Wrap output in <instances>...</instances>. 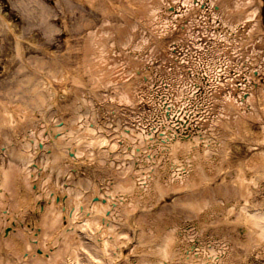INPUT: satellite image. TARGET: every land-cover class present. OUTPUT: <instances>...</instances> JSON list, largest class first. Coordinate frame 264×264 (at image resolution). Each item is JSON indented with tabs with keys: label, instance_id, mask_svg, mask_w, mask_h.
Here are the masks:
<instances>
[{
	"label": "bare ground",
	"instance_id": "6f19581e",
	"mask_svg": "<svg viewBox=\"0 0 264 264\" xmlns=\"http://www.w3.org/2000/svg\"><path fill=\"white\" fill-rule=\"evenodd\" d=\"M133 1L131 20L119 12L118 21L103 14L99 26L85 21L81 49L95 88L102 77L137 78L139 95L123 88L116 101L89 109L82 81L51 67L53 80L28 78L48 87L40 100L41 109L51 99L46 112L17 111L0 96V235L18 240L4 244L21 250L24 264H264V0ZM115 36L137 57L152 41L150 66L138 68L127 56L128 74L120 71L121 56L107 48ZM17 54L30 72L18 45ZM21 115L36 126L20 130ZM238 141L250 155L228 171ZM82 166L92 172L79 177ZM215 169L227 172L229 187L200 194ZM169 190L192 218L178 221L162 202V224L148 210L142 224L131 220L137 203L154 204ZM130 239L125 254L120 245Z\"/></svg>",
	"mask_w": 264,
	"mask_h": 264
},
{
	"label": "rangeland",
	"instance_id": "374dc122",
	"mask_svg": "<svg viewBox=\"0 0 264 264\" xmlns=\"http://www.w3.org/2000/svg\"><path fill=\"white\" fill-rule=\"evenodd\" d=\"M21 2H25L26 6L30 9L23 10ZM89 2V0H0V96L3 98L4 102L11 104L17 111H23L28 107L31 112L33 111V116H38L39 111L42 113L46 112V109L49 105H51L52 101L51 99L48 100L40 109V104L42 103L40 100L43 96H47L48 87L41 85L36 81H28V78L30 79L31 76H34L36 79H39L45 76L53 80L51 76V72L54 70L53 68H57L56 70H59L58 68L61 67L70 69L72 74L75 75V78H79V80H81L86 86V95H88L90 99L89 109L96 108L97 110L101 109L103 106H107V99L110 98V96H113L114 101H116L120 94L124 92L123 88H132L130 91L139 95L140 89L138 88L140 87L141 82L137 78L126 82V80H123L124 78L120 79L119 77L118 83H111L105 81L103 82L102 77V81L98 82V87L95 88V85L91 80L92 78L89 77L90 74L87 70L84 54L81 49L84 45L83 37L85 35L87 36L89 32L87 29L88 27H85L84 25L85 21L91 20V23L99 26L102 23V14L107 18H112L113 20L118 21L120 20L121 12H124L125 17H128L129 20H131L132 11L134 10L132 7L134 5V1L106 0V2L102 5L100 0H93V6H91ZM136 2H138V0ZM252 8L253 5H249L245 6L243 10L245 11ZM31 10H33V13L36 14L30 16L29 13ZM89 10H92L91 12L93 16H90V13H88ZM46 12H48V14ZM133 17L132 21H134V19L138 20L139 18L137 15ZM44 23H46V25ZM4 24H9V29H7ZM248 24L249 21H246L240 25L239 31L245 30ZM196 26L202 30L204 24ZM169 32L170 31L168 30L166 35H169ZM141 35L142 32L139 33L137 31V35L134 40L140 41L142 39ZM165 39H169L168 36ZM117 40L118 36H115L113 38V42L108 43L107 48L111 50V56H113L116 60L118 55L121 56L118 60V64L116 65L117 68L119 67L120 71L123 72V70H125L124 72L128 74L129 67H127L126 63L122 60L127 56L133 60V63H135V66L138 68H142L145 65L150 66V62L148 60L149 58L146 56L149 52L148 49L153 43L152 41H149L145 45L144 49L139 53V57H137L133 56V52H130V49L124 47V45L120 44ZM17 45L19 48L22 47L21 58L24 60L26 59V61L29 62V69L32 67L30 72H22L21 70L23 65L20 61V55L17 54ZM159 52L160 51L158 50L156 55H159L157 57L161 58V52ZM159 62H152V64ZM130 68H133V65ZM122 72L120 74H122ZM118 73L119 71L114 73V75ZM130 83H132V87H126L124 85ZM79 91H81V89H79ZM79 91H76L75 93ZM70 98L71 94L69 98L67 97L65 99V101ZM59 100L61 101L60 97H58V104L60 105L61 103H59ZM114 101L112 103H114ZM134 101L135 100H133V102ZM123 105L127 104H120V106ZM211 115L212 114L210 113L208 117H212ZM18 118L19 120H22L20 124L18 123V125H22L19 129L23 131L32 126L35 127L37 124V122L31 121V118H25L23 115ZM251 126L253 131L258 130V125L256 123H252ZM244 138H246V136ZM231 146L232 149L230 150V153L232 154V161L229 163L230 165H228V171L233 170L232 168L236 166L235 162L238 159H245L243 157L250 155L247 150V144L242 141H238ZM0 155L5 159L3 152H0ZM39 155L40 151L36 152L33 157L34 160L37 159ZM216 170L217 169H215L214 174L211 176L213 178L212 181L208 184L205 183L199 186L204 187L207 185L204 189L198 188L200 194L203 192L212 193L214 189L219 187H229L228 184L230 182L227 180V182H223L224 179L222 178L225 174L228 175L227 172L223 171L220 174V172H216ZM77 171L79 175H82V173H86L87 171L92 172V170L88 169L86 166H82V168L77 167ZM70 172H72L74 179H76V172H73L72 170ZM81 175L79 177H81ZM260 183L264 184V180ZM212 194L215 195L214 193ZM259 194L258 197L264 195V189ZM176 195V192L169 190L154 204H152L150 200H143L144 203H137L131 211V220L133 217L135 219L138 217L140 221L139 224H142L143 221H141V215H145V210H148L149 216L157 214L155 216H151L152 220H159V222H161V219L164 218V216L159 213L162 202L167 204L166 211L169 209V214L175 215L178 221L192 218L194 216L192 210L187 209L179 203L174 206ZM169 204L174 208V214L171 213V208H168ZM165 219L166 218H164V220ZM197 219L199 222L205 224L203 221L205 218L202 219V217H198ZM162 223L163 222H161V224ZM210 227H212V225H210ZM210 231L215 233L213 227ZM205 232L209 233L208 228L205 229ZM8 236L10 235H0V264H24L23 261L26 258L23 259L20 257L21 250H18L17 247L10 250L9 246L4 244L6 241L11 240H14V242L16 241V243L18 242V240H15L14 238L6 240ZM135 241L136 240L130 239L128 241L130 246H123V244L120 245L125 254L128 253L130 247L133 243H135ZM7 247L9 251L7 250ZM261 250L262 248L260 249L258 247L256 250H253L251 254L255 255L256 251L260 252ZM131 258L136 259V256L132 255ZM258 260L264 262V253L263 256H259ZM28 264H31L30 261ZM113 264H122V261L117 260Z\"/></svg>",
	"mask_w": 264,
	"mask_h": 264
}]
</instances>
